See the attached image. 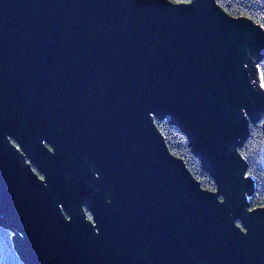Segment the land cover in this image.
Segmentation results:
<instances>
[{
  "label": "water",
  "instance_id": "water-1",
  "mask_svg": "<svg viewBox=\"0 0 264 264\" xmlns=\"http://www.w3.org/2000/svg\"><path fill=\"white\" fill-rule=\"evenodd\" d=\"M263 56L264 29L217 0H0V220L24 261L264 264L240 153Z\"/></svg>",
  "mask_w": 264,
  "mask_h": 264
},
{
  "label": "trees",
  "instance_id": "trees-1",
  "mask_svg": "<svg viewBox=\"0 0 264 264\" xmlns=\"http://www.w3.org/2000/svg\"><path fill=\"white\" fill-rule=\"evenodd\" d=\"M174 2L191 0H172ZM217 3L233 17H249L264 29V0H217ZM264 89V56L257 61ZM155 122L163 133L170 151L180 157L201 185L216 191L217 184L205 170L202 161L194 154L190 140L184 131L173 122L162 117ZM248 166V177L253 181L252 194L249 197L252 208L264 207V115L260 121L251 122L249 134L240 148ZM86 216L93 219L92 213ZM15 230L0 220V264H27L16 246Z\"/></svg>",
  "mask_w": 264,
  "mask_h": 264
},
{
  "label": "flooded vegetation",
  "instance_id": "flooded-vegetation-1",
  "mask_svg": "<svg viewBox=\"0 0 264 264\" xmlns=\"http://www.w3.org/2000/svg\"><path fill=\"white\" fill-rule=\"evenodd\" d=\"M39 174H40V172L39 171H37ZM41 175V174H40ZM86 211H89L87 208L85 209ZM90 212V211H89ZM238 224L242 227V229L245 231V228L243 227V224L241 223V222H238Z\"/></svg>",
  "mask_w": 264,
  "mask_h": 264
},
{
  "label": "rangeland",
  "instance_id": "rangeland-1",
  "mask_svg": "<svg viewBox=\"0 0 264 264\" xmlns=\"http://www.w3.org/2000/svg\"><path fill=\"white\" fill-rule=\"evenodd\" d=\"M247 178H248V175H247ZM245 190H246V192L248 191L247 189H245ZM15 235H16L15 237L19 240V236L17 234H15Z\"/></svg>",
  "mask_w": 264,
  "mask_h": 264
}]
</instances>
